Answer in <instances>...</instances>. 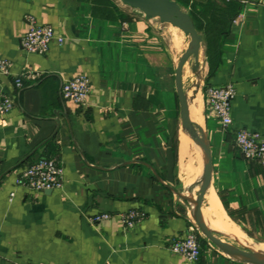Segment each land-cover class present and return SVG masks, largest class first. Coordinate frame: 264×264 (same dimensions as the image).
I'll list each match as a JSON object with an SVG mask.
<instances>
[{"label": "crops", "instance_id": "1", "mask_svg": "<svg viewBox=\"0 0 264 264\" xmlns=\"http://www.w3.org/2000/svg\"><path fill=\"white\" fill-rule=\"evenodd\" d=\"M181 8L202 37L197 72L190 58L182 83L186 99L193 85L199 93L213 206L236 233L264 227V166L242 157L233 133L245 128L264 139V0H188ZM29 19L55 33L43 54L22 48ZM167 25L118 0H0V58L9 64L0 96L12 103L0 117V264H244L209 241L200 242L197 261L168 248L194 227L181 194L200 149L186 172L192 135L184 151L174 75L188 42ZM25 72L32 78L17 88ZM78 74L90 80L82 105L59 94ZM227 83L236 93L223 129L205 90ZM45 156L62 166L59 188L15 184ZM132 209L144 216L128 225L121 215ZM100 213L110 216L91 222Z\"/></svg>", "mask_w": 264, "mask_h": 264}, {"label": "built area", "instance_id": "2", "mask_svg": "<svg viewBox=\"0 0 264 264\" xmlns=\"http://www.w3.org/2000/svg\"><path fill=\"white\" fill-rule=\"evenodd\" d=\"M239 18V16L236 18ZM55 33L50 26L38 25L29 19V27L24 34L21 45L30 53L43 54L47 51L50 42L55 38ZM58 40H61L57 37ZM9 64L0 58V71L8 73ZM23 76L32 78L31 73L25 72L15 78V86H23ZM90 80L88 76L78 74L61 82L59 94L64 100H70L76 104H85L89 92ZM235 88L232 83L222 86H208L205 90V104L219 120L223 129H229L232 124L231 102L235 96ZM12 103L0 96V117L11 108ZM234 144L243 158L255 160L264 166V139L251 130L236 128L234 131ZM62 166L57 158L52 156L40 157L22 168L16 175L15 184L28 190H52L61 186ZM109 213H100L91 217V222L106 219ZM144 212L129 210L121 215L122 219L131 225L141 219ZM200 233L194 227L187 229L182 237L172 238L168 243L171 252L183 256L188 261H197L200 255Z\"/></svg>", "mask_w": 264, "mask_h": 264}, {"label": "water", "instance_id": "3", "mask_svg": "<svg viewBox=\"0 0 264 264\" xmlns=\"http://www.w3.org/2000/svg\"><path fill=\"white\" fill-rule=\"evenodd\" d=\"M124 5L137 9L144 14L146 18H158L161 22L169 23L172 26L181 30L189 37L187 47L180 55L175 68V89L179 102V118L181 128L185 127L192 135L193 142L200 149L203 158V174L199 190L196 193V198L190 195L191 190L187 189V194L181 196L189 205L192 222L197 230L217 250L233 261L244 264H264V253L253 250L243 249L237 245L231 244L222 240L215 234V231L210 229L202 219L201 204L204 199V193L209 188L211 183V155L207 141V135L204 129L193 124L189 115L187 99L182 83V72L186 62L193 58L192 71L197 72L198 69V53L201 35L197 32L190 15L183 10L175 0H120Z\"/></svg>", "mask_w": 264, "mask_h": 264}, {"label": "rangeland", "instance_id": "4", "mask_svg": "<svg viewBox=\"0 0 264 264\" xmlns=\"http://www.w3.org/2000/svg\"><path fill=\"white\" fill-rule=\"evenodd\" d=\"M118 2L121 4L120 0H118ZM167 26L170 27L171 25H167ZM185 40L188 42L189 41V37L186 36L185 37ZM190 76L191 75H190L189 71H187V69H186V73H185V77H184V80L186 81L185 82V86L187 85V83H188L187 80H188V78ZM198 97H199V93L195 97V100H194L195 101V104H196V101L198 100ZM195 108H196L197 112L199 113L198 108H197L196 105H195ZM197 148H198V146L195 145V143L193 142V138H192V142H191V144L189 146V150L187 151L188 160L189 159H193V158H197L199 156V153H198L199 151L197 150ZM195 176H193L192 178H194ZM192 178H188L187 177V179H186L187 187L184 188L183 193L186 194L187 189H188V186H189ZM200 184H199V186H200ZM199 186H197V187L199 188ZM198 188L196 190V193L198 192ZM184 202L189 207L187 201L184 200ZM204 203L205 202H204V199H203L202 200L201 207L203 205H206ZM210 207H211V216L208 217V219H207L208 222H209V225L212 228H215V227L221 228L220 226L216 225L217 224V221H216L217 220V216H216V213L217 212L215 210V207L212 206V205H210ZM208 208H209V206H208ZM241 230L244 233H242L241 231H239L237 229V231L239 233H238V235H235L237 233L235 232L234 226L232 225V228L227 230V232H230V233H228V234H222V233H219V232H216L215 231V234L218 237H220L222 240L227 241V242H229L231 244L237 245V246H239V247H241L243 249L253 250V251H256V252H262V253H264V227H261V226H251V227L241 226ZM199 233H200V237H199L200 238V242L202 240H206L207 241V239L204 237V235L200 231H199Z\"/></svg>", "mask_w": 264, "mask_h": 264}, {"label": "bare ground", "instance_id": "5", "mask_svg": "<svg viewBox=\"0 0 264 264\" xmlns=\"http://www.w3.org/2000/svg\"><path fill=\"white\" fill-rule=\"evenodd\" d=\"M185 68V67H184ZM184 79V77H183ZM198 94V90H197V87L196 85H193L191 87V90L187 96V106H188V111H189V115H190V118L192 120V123L193 124H198L200 125L201 124V120L199 119L200 116L198 115L199 113L197 112L196 108H195V97L197 96ZM197 113V114H196ZM182 137H183V148H184V151H185V147H186V144L188 142H191L190 140V136H189V132L188 130L185 128L183 129V133H182ZM185 153V152H184ZM199 158V157H198ZM200 162L198 163L196 169L190 174L188 175L187 177L189 178H192L195 174H197L190 182L189 186H188V190L190 189L191 192H190V195L191 197L194 199L196 198V190H197V186H199L200 182H201V179H202V174H203V158H202V155H201V152H200ZM194 166V161L192 159H189L188 160V157L186 156L185 158V161L183 163V167H184V170L186 172L188 171H191L192 168ZM205 193L207 194H210V196H206L205 195V203L206 205H203V214L201 213V216H202V219L203 221L205 222V224L212 230L216 231V232H219V233H222V234H228L230 232H227L228 229H231L232 228V224L230 223V221L228 220V218L221 212H219L218 210H216V216H217V224L218 226H220L221 228H212L210 225H209V222H208V217L211 216V207L210 205H214L215 202H214V199H213V195L211 191H209V189H207L205 191ZM187 194V192H186ZM211 203V204H210ZM209 208H208V206ZM216 206V205H215ZM208 208V209H207ZM200 212H201V209H200ZM235 235H238L235 234Z\"/></svg>", "mask_w": 264, "mask_h": 264}, {"label": "trees", "instance_id": "6", "mask_svg": "<svg viewBox=\"0 0 264 264\" xmlns=\"http://www.w3.org/2000/svg\"><path fill=\"white\" fill-rule=\"evenodd\" d=\"M181 7H184L187 5L188 0H175ZM202 243L206 242V240H202Z\"/></svg>", "mask_w": 264, "mask_h": 264}]
</instances>
